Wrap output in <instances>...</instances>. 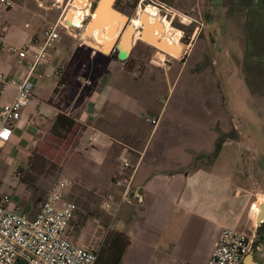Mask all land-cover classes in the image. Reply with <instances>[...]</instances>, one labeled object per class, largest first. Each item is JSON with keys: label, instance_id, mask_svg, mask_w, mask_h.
<instances>
[{"label": "crops", "instance_id": "crops-1", "mask_svg": "<svg viewBox=\"0 0 264 264\" xmlns=\"http://www.w3.org/2000/svg\"><path fill=\"white\" fill-rule=\"evenodd\" d=\"M86 1L82 7L91 1L94 4L87 27L82 32L78 31L80 35L76 38L64 29L60 30L61 37L50 53L48 67L42 69L34 79L33 98L22 111L20 120L14 124L13 138L0 156V193L10 197V209L33 219L47 198L46 194L34 203L31 192L26 189V176L32 175L33 178H30L34 182L40 177V164L37 166L36 161L42 159L39 155L36 160L32 156L36 151L39 153L38 146L50 139L51 145L65 146L68 143L75 152L88 151L87 146L93 147V153L103 148L106 154L103 165L97 168L94 163H90L86 167L83 161L81 170L71 166H68V170H78L74 172L76 175L90 177L93 183L86 188L103 194V199L113 191L119 197L120 191L114 181L127 173L123 166V160L127 159L136 168L133 186L139 191L142 202L133 199L132 203L124 204L113 221L108 219L113 212L105 209L103 200L104 209L100 216L88 217L80 227H69L68 239L79 246L98 248L100 254L97 264L104 255L122 256L121 264H207L224 229L246 227L252 233L259 228L258 208L253 200L255 194L236 179L241 157L235 138L227 139L219 156L212 159V145L217 144L220 136L217 132L210 141L213 144L209 150L171 149V154H181V160L176 156L163 158L159 156L162 151L155 153L158 156L148 158L149 149L146 152V147L149 139L143 150L136 148L133 141L129 140L128 135L131 133L124 134L119 127L116 113L111 111L110 101L113 98L111 88L118 86V82L124 78L120 73L114 79L115 72L120 68L119 61L130 56L138 41L145 42L141 36L142 29L139 32V28H135L134 32L124 24L109 52L105 53L90 45L83 35L98 4L103 6V3L98 0ZM39 2L23 0L22 4L12 9L0 11V30L5 28L3 43L6 47L22 48L41 42L47 28L57 22L68 4V0ZM128 31L132 34L131 51L124 59L120 45ZM188 49L180 61L189 54ZM98 56L112 60V72L101 63L92 64V58ZM29 61L27 59L25 62ZM24 70L25 66L19 64L17 54L8 50L0 53V75L18 77L23 75L21 72ZM93 73H97L98 78H92ZM15 93L14 88L0 84V109L13 101ZM161 115L162 112L157 116L159 121ZM159 123L153 125L150 136L159 130ZM115 136L122 139L125 136L127 143ZM234 146L238 150L232 149ZM131 151L137 154L135 165L129 160ZM195 153H201L200 157L204 159L198 160ZM97 169L105 171L102 177L98 172L96 176ZM98 181L102 183V188ZM259 193H264V190ZM107 227L111 232L107 244L102 246ZM127 241L129 245L125 248ZM253 261L257 264L260 261L258 250L248 255L244 264H252Z\"/></svg>", "mask_w": 264, "mask_h": 264}, {"label": "rangeland", "instance_id": "rangeland-1", "mask_svg": "<svg viewBox=\"0 0 264 264\" xmlns=\"http://www.w3.org/2000/svg\"><path fill=\"white\" fill-rule=\"evenodd\" d=\"M12 1L16 5L23 3V0ZM114 1V8L127 20V28L132 27L133 19H139L142 14H148L145 11L150 9L156 12L154 7L159 8L151 0ZM152 1L166 5L172 11L166 21H163V13L155 17L163 27L173 28L168 46L169 52L138 41L132 50L137 53L138 63L134 64L136 66L134 72L129 73L125 65H121V62H125L126 59L119 61L120 68L115 72L114 79L120 73L124 78L118 82V86L111 88L113 98L110 101L111 111L116 113L119 127L124 134L131 133L132 136L128 135L129 140L133 141L139 150H143L149 139L146 147V152L149 149L148 158L158 156L155 153L162 151L163 153L159 156L163 158L169 159L176 156L181 160L180 153L177 155L170 153L173 148L177 151L181 150L180 148H189L193 151L209 150L213 144L210 141L213 140L216 132L220 135L218 140L222 139L224 142L235 138L241 157L236 179L244 187L247 186L249 191L254 192L253 200L256 201L258 197L264 196V193H259L260 190H264V8L262 1ZM32 3L35 6L34 1ZM91 10H94V6ZM74 15L73 11L67 14L68 23ZM173 15L175 18L171 22ZM141 29L139 28V32ZM195 33L196 38L192 42L191 39ZM190 44L193 46L188 49L189 54L180 61L187 49L186 46ZM92 59V64L101 63L112 72L111 68L114 65L112 60L101 56ZM121 68H123L122 71ZM150 74L154 77H150ZM93 77L98 78L97 73H93ZM160 112L162 115L159 130L150 136L153 129L150 120L158 119ZM222 129L227 130L228 133ZM116 138L127 143L125 136L123 139L119 136ZM50 142V139L44 141L38 146L39 153L37 151L32 153L35 160L39 156L42 159L36 161L37 166L40 164V177L34 182V179L30 178H33L32 175L26 176V189L31 192L36 203L41 196L48 195L61 178L69 180L70 190L66 200L75 202L79 207L75 218L79 224L73 225L72 228L80 227L84 224V221L80 224V220H83L86 215L100 216L104 209L102 205L105 197L103 199L101 197L103 194H97L86 188L93 183L90 177L75 173L81 170L83 161L86 167H89L90 163H94L97 168L103 165V160L106 158L105 149L101 148L100 153H93L91 152L93 147L86 144L88 151L75 152L68 143L65 146H57L51 145ZM216 145H212L214 149L212 154ZM236 146L232 149L236 150ZM54 151L59 154H54ZM84 155L85 159L82 160ZM136 155L131 151L129 160L134 165ZM200 155L201 153L196 154L197 159H204ZM210 158H214L213 155ZM118 162L120 163L119 159ZM203 162L206 163V161ZM68 166L78 170L72 173L68 170ZM97 172L101 177L105 173L97 169L96 176ZM101 184L100 182L99 185ZM256 194L259 195L256 197ZM116 196L118 197V193ZM113 216H108V219L113 220ZM110 232L111 230L107 227L105 238H102V246L107 244ZM258 232L261 243L258 257L264 264V237L262 236L264 223L260 225ZM116 258L104 255L98 264H114Z\"/></svg>", "mask_w": 264, "mask_h": 264}, {"label": "built area", "instance_id": "built-area-1", "mask_svg": "<svg viewBox=\"0 0 264 264\" xmlns=\"http://www.w3.org/2000/svg\"><path fill=\"white\" fill-rule=\"evenodd\" d=\"M74 2L68 1V11L65 8L57 22L47 28L41 42L22 48L6 47L3 43L5 28L0 30V53L8 50L17 54L19 64L25 66V70L21 72L23 75L18 77L0 75V84L10 86L16 92L13 101L0 109V156L13 138L14 124L20 120L22 111L33 98L34 79L49 65L50 53L61 37L60 30L64 29L76 38L80 35L78 31L82 32L87 27L94 4L91 2L81 9L84 14L80 23L75 25L67 22V14L78 10ZM15 6L12 0H0V11ZM158 7H154L157 10L154 17L163 13V21H166L172 11L163 4ZM174 18L173 15L171 22ZM27 59L30 60L28 63L25 62ZM88 84L91 82L88 81ZM150 122L156 126L159 119H151ZM123 166L126 171L133 170L114 181L115 187L120 191L119 197L111 192L106 195L104 202L105 209L113 212V221L124 204L132 203L133 199L142 202L139 191L133 186L136 168L127 159L123 160ZM69 186V180L61 178L49 191L33 219L10 209V197L0 193V264H97L100 254L98 248L79 246L67 237V231L78 209L74 202L66 200ZM61 203L63 206H59ZM260 246L258 231L251 234L246 227L226 228L221 232L207 264H244L245 258L259 250Z\"/></svg>", "mask_w": 264, "mask_h": 264}, {"label": "bare ground", "instance_id": "bare-ground-1", "mask_svg": "<svg viewBox=\"0 0 264 264\" xmlns=\"http://www.w3.org/2000/svg\"><path fill=\"white\" fill-rule=\"evenodd\" d=\"M86 2V0L75 1L74 6H76L78 10L73 11L75 12V15L73 16L70 23L73 22L75 25L80 23L81 17L84 14L81 9L83 8V4ZM114 2V0H100V3H103V6L101 4L95 11L91 23L83 34L84 39L90 45L100 48L105 53L109 52L112 42L116 39V37L119 35V32L121 31L120 29H122L123 25L127 22L126 18L122 14L113 15L108 10L107 6ZM145 12H148V14L145 13L142 14L139 19H133L132 24L134 26L133 29L131 27V30L133 31L135 28H142L141 36L146 43H149L150 45L162 51H167L169 41L171 39L170 36L173 34V28L163 27V25L160 24L154 17V10L149 9ZM95 29L97 30L96 32H94ZM128 34L129 31L126 33V35ZM188 47H190V45H188L186 48L188 49ZM256 232L257 230H254L251 234Z\"/></svg>", "mask_w": 264, "mask_h": 264}, {"label": "water", "instance_id": "water-1", "mask_svg": "<svg viewBox=\"0 0 264 264\" xmlns=\"http://www.w3.org/2000/svg\"><path fill=\"white\" fill-rule=\"evenodd\" d=\"M262 1V4H263V8H264V0H261ZM100 3V1H99ZM114 4V3H113ZM113 4H109L107 6L108 10L113 14V15H118L120 14L113 6ZM98 7H99V4H98ZM97 7V9H98ZM96 9V10H97ZM131 31V30H130ZM130 31H129V34L128 35H125V40L123 41V43H121L120 45V49L121 51L123 52V58H127L128 55L130 54V51H131V35L130 34ZM132 33V31H131ZM255 205L257 206L258 208V215H257V223H258V226L260 227V225H262L264 223V196H260L257 198V200L255 201ZM252 264H257L256 261H253Z\"/></svg>", "mask_w": 264, "mask_h": 264}, {"label": "trees", "instance_id": "trees-1", "mask_svg": "<svg viewBox=\"0 0 264 264\" xmlns=\"http://www.w3.org/2000/svg\"><path fill=\"white\" fill-rule=\"evenodd\" d=\"M145 43V42H144ZM147 44V43H146ZM148 45V44H147ZM148 46H150V45H148ZM125 63H126V65H125V67H126V70L129 72V73H133L134 72V69L136 68V66L134 65V64H138L137 63V53H135L134 51L131 53V55L128 57V59L125 61ZM223 140L222 139H220V140H218L217 141V145H216V149H215V151L213 152V157L214 158H216L219 154H220V152H221V149H222V146H223ZM133 166V165H132ZM134 167V166H133ZM133 170V168L131 169V170H127V173L129 174V173H131V171ZM91 217V215L89 216V215H86L84 218H83V220H80L81 221V223L80 224H82L83 222L82 221H84V223H85V220H86V218H88V217ZM75 218L76 217H74V219L71 221V224H70V227H72L73 225H77V224H79L78 222L79 221H76L75 220ZM83 225V224H82ZM129 245V242L127 241V243H126V247L125 248H127V246ZM125 250L126 249H124L123 250V253H125ZM122 260H123V257L122 256H120V257H118L116 260H115V262H114V264H121V262H122Z\"/></svg>", "mask_w": 264, "mask_h": 264}, {"label": "flooded vegetation", "instance_id": "flooded-vegetation-1", "mask_svg": "<svg viewBox=\"0 0 264 264\" xmlns=\"http://www.w3.org/2000/svg\"><path fill=\"white\" fill-rule=\"evenodd\" d=\"M151 2L154 3V4H156V5H158V6L160 5V3H157V2H155V1H152V0H151ZM127 59H128V58H127ZM127 59H126V60H127ZM126 60H125V61H126ZM123 65H126V63L124 62ZM150 77L153 78L154 75L150 74ZM258 233H259V232H258ZM262 236L264 237V234H263ZM259 238H260V234H259ZM258 264H263V263H261L260 261H258Z\"/></svg>", "mask_w": 264, "mask_h": 264}]
</instances>
